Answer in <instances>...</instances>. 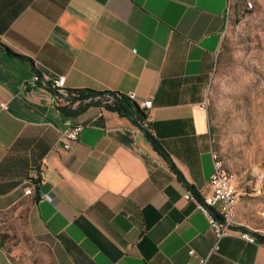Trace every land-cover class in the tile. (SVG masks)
Listing matches in <instances>:
<instances>
[{
  "label": "crops",
  "instance_id": "0c3cea01",
  "mask_svg": "<svg viewBox=\"0 0 264 264\" xmlns=\"http://www.w3.org/2000/svg\"><path fill=\"white\" fill-rule=\"evenodd\" d=\"M226 6L0 0V212L25 205L32 236L55 264H185L198 257L264 264V243L246 242L236 230L209 255L215 236L197 208L213 172L205 102ZM34 74L40 81L32 86ZM58 77L65 90L133 93L136 104L151 107L142 124L97 106L66 117L49 87ZM67 125L81 131L64 150L58 143ZM27 178L38 183L30 195ZM187 191L194 199L184 198ZM0 264H10L2 248Z\"/></svg>",
  "mask_w": 264,
  "mask_h": 264
},
{
  "label": "rangeland",
  "instance_id": "374dc122",
  "mask_svg": "<svg viewBox=\"0 0 264 264\" xmlns=\"http://www.w3.org/2000/svg\"><path fill=\"white\" fill-rule=\"evenodd\" d=\"M231 2L206 95L212 152L234 177L237 223L264 236V0ZM0 247L10 264H55L32 236L25 205L0 212Z\"/></svg>",
  "mask_w": 264,
  "mask_h": 264
},
{
  "label": "built area",
  "instance_id": "2783aa9c",
  "mask_svg": "<svg viewBox=\"0 0 264 264\" xmlns=\"http://www.w3.org/2000/svg\"><path fill=\"white\" fill-rule=\"evenodd\" d=\"M235 1L238 3V7L244 11H250L253 9V3L250 0H227L226 6V21H228L229 11L231 2ZM40 81L38 74H34L31 79V85ZM64 77H58L51 81L54 88L58 90L59 93L64 94ZM128 99L136 103L135 94L129 93L126 95ZM140 110L146 112L151 107V101H144L141 104H137ZM207 106L205 102V107ZM4 108V105H2ZM81 127L79 126H65V128L60 133L59 145L62 149H70L72 143L76 142L79 138ZM213 159V172L209 178L207 184V193L198 202L197 208L203 214L207 220L210 229L215 236V242L209 251V255L216 253L219 249L220 240L233 233L235 230L238 231L239 237L246 242L255 243L257 242V237L254 236L251 231L248 230H237L241 227L235 218V208L238 203V193L236 189V183L233 176L229 175L224 169L220 162L217 160L216 155L212 152ZM37 170L32 168L30 170V177L37 178ZM27 187L24 191L25 195H30L33 193L34 182L27 178L24 182ZM42 199L52 203L54 201L53 197L44 194L41 196ZM187 200L194 199V195L191 191H187L184 195ZM188 256L191 258L195 256V251L189 249L187 251ZM207 257H198L195 263L191 261L185 264H206Z\"/></svg>",
  "mask_w": 264,
  "mask_h": 264
},
{
  "label": "trees",
  "instance_id": "16d2710c",
  "mask_svg": "<svg viewBox=\"0 0 264 264\" xmlns=\"http://www.w3.org/2000/svg\"><path fill=\"white\" fill-rule=\"evenodd\" d=\"M9 54L14 57L23 59V57L17 56L11 52H9ZM49 87L51 90V94L53 96L54 106L66 117H76L79 114H81L83 111H85L88 107L97 106L109 110L111 112L118 113L123 117L129 118L131 120H135L141 124L145 120V114L143 113L142 110H140L138 105L124 95L109 93V92L99 93L92 90H65V89H64V94H61L58 92L56 88L52 86L51 83L49 84ZM149 140L153 144V147L156 150V152L161 157H163V159L168 160L171 168L179 175L177 169L171 163L169 156L166 154L163 148L153 139L152 136L149 138ZM37 184L38 183L34 182V188L37 187ZM242 230L245 229L243 228ZM260 241L264 243V240H260Z\"/></svg>",
  "mask_w": 264,
  "mask_h": 264
},
{
  "label": "water",
  "instance_id": "95a60500",
  "mask_svg": "<svg viewBox=\"0 0 264 264\" xmlns=\"http://www.w3.org/2000/svg\"><path fill=\"white\" fill-rule=\"evenodd\" d=\"M134 123H137L135 120H132ZM139 128L145 133V135L148 137V138H150L151 137V135L148 133V131L143 127V126H141V125H139ZM168 161V160H167ZM168 163H169V161H168ZM172 163V162H171ZM170 164V163H169ZM254 236H256L258 239H260V240H264V236H260V235H258V234H253Z\"/></svg>",
  "mask_w": 264,
  "mask_h": 264
}]
</instances>
